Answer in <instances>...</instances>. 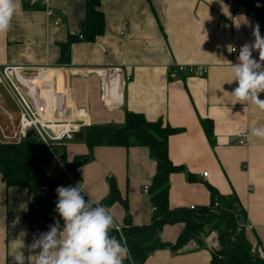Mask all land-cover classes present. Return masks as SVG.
<instances>
[{
	"label": "crops",
	"instance_id": "crops-1",
	"mask_svg": "<svg viewBox=\"0 0 264 264\" xmlns=\"http://www.w3.org/2000/svg\"><path fill=\"white\" fill-rule=\"evenodd\" d=\"M85 1L44 0L43 10L26 11L16 0L11 29L0 33V74L6 71L60 130L121 126L126 112L179 130L168 138L169 159L183 168L169 177V207H207L210 188L222 196L234 194L245 212L247 241L264 244V140L248 135L264 125V111L236 103L231 92L237 85L227 83L240 47L254 41V19L224 0H100L104 33L93 42L72 43L68 64L61 65L60 46L79 34ZM46 10L60 22L54 24ZM253 56L259 59L258 52ZM191 66L204 67L206 74L168 73L170 67ZM19 116L13 89L0 78V143L21 140ZM205 119L211 122V143L200 124ZM52 148L64 160L45 171L57 187L80 184L85 199L101 202L112 179L126 202L109 207L115 224L122 228L127 215L133 226L150 223L152 208L142 190L155 163L146 148L95 147L89 153L82 138L66 137ZM75 157L83 162L70 170L65 164ZM28 199L26 188H7L0 176V264H13L12 253L36 236L23 219ZM181 229V224L165 225L162 240L174 242ZM144 264H210V252L189 241L174 253L155 251Z\"/></svg>",
	"mask_w": 264,
	"mask_h": 264
},
{
	"label": "trees",
	"instance_id": "trees-1",
	"mask_svg": "<svg viewBox=\"0 0 264 264\" xmlns=\"http://www.w3.org/2000/svg\"><path fill=\"white\" fill-rule=\"evenodd\" d=\"M236 11H244L246 16L259 24L264 34V0H233ZM44 0H22L23 9L43 10ZM104 16L100 10V0L85 1V15L78 35L70 36L60 46V64L66 66L69 61V48L75 42H93L104 33ZM169 75L177 73L178 67H170ZM207 140L211 143L212 126L207 119L200 120ZM82 140L89 153L95 147H143L148 150L150 159L155 163V174L147 186L152 208L148 225L133 226L129 216L125 217V225L120 232L112 229L110 235L126 242L130 258L124 264H144L146 259L157 250L176 252L189 241H194L198 248H206L205 236L215 232L218 238V250L210 252V264H264L250 254L251 245L245 237V212L237 197L219 195L210 188V202L207 207L193 209L175 208L168 204L169 177L183 171L175 166L168 156V138L179 132L161 119L147 121L143 115L126 112L121 126H88L81 130ZM53 147V145H52ZM55 154V150H53ZM60 160L64 163L63 156ZM83 162V158L75 157L65 164L75 170ZM50 158L49 152L36 138L21 139L18 143H0V176L4 185L23 187L27 190L28 203L23 214L24 221L30 225L38 223L39 233L46 232L54 219H60L55 211L57 186L49 180L45 171L57 168ZM119 202L126 207L112 179L108 180V194L100 202L109 208ZM181 224L182 229L174 242H166L161 238L165 225ZM61 226L63 221L61 220Z\"/></svg>",
	"mask_w": 264,
	"mask_h": 264
},
{
	"label": "clouds",
	"instance_id": "clouds-1",
	"mask_svg": "<svg viewBox=\"0 0 264 264\" xmlns=\"http://www.w3.org/2000/svg\"><path fill=\"white\" fill-rule=\"evenodd\" d=\"M15 10L16 0H0V33L11 29ZM252 35L254 41L243 44L237 62L231 63L232 77L227 83L237 85L231 92L236 103L264 111V99L260 98L264 93V36L259 24ZM234 50L229 48L230 52ZM253 52L259 53L258 60ZM248 135L264 140V125L250 129ZM55 191L58 197L55 211L60 219H54L46 232L34 236L31 244L22 242L12 253L13 264H123L130 258L126 242L110 235L119 226L109 208L88 195L85 199L80 184L58 186Z\"/></svg>",
	"mask_w": 264,
	"mask_h": 264
},
{
	"label": "built area",
	"instance_id": "built-area-1",
	"mask_svg": "<svg viewBox=\"0 0 264 264\" xmlns=\"http://www.w3.org/2000/svg\"><path fill=\"white\" fill-rule=\"evenodd\" d=\"M228 2L234 9H236V3L233 0H224ZM46 15L50 18H53V12L50 10H46ZM54 24H58L60 22L59 17H54ZM179 71L185 72L188 76H203L206 74V69L201 66H191V67H178ZM0 78L7 80L8 84L13 89L17 104L20 109L19 123L17 127V136L19 139H25L27 130H32L35 134V138L46 147L49 152L50 158L57 165H60L61 160L56 157V155L52 151V145L55 142L61 141L65 137H68L69 126L65 127V129L60 130V125L55 122H48L43 118L42 113L36 110L30 102L22 95L19 89L14 86L9 80L6 71H3L0 74ZM75 127V126H74ZM59 128V130H58ZM240 144L244 145L243 136L241 135ZM207 173H203L202 177L206 178ZM143 193L147 194V187L143 188ZM190 209H193L191 207ZM38 223H32L26 226L35 234L39 233L37 228ZM113 230L120 232L121 228L117 230L115 227ZM217 234L215 232L208 233L204 238V243L206 248L209 251H214L218 247L217 243ZM250 254L253 256L264 259V244L255 243L250 247Z\"/></svg>",
	"mask_w": 264,
	"mask_h": 264
},
{
	"label": "water",
	"instance_id": "water-1",
	"mask_svg": "<svg viewBox=\"0 0 264 264\" xmlns=\"http://www.w3.org/2000/svg\"><path fill=\"white\" fill-rule=\"evenodd\" d=\"M27 138H35V134L31 129L27 130L26 132L25 139ZM81 138H82V134L80 132H70L67 137V139L69 140H80Z\"/></svg>",
	"mask_w": 264,
	"mask_h": 264
},
{
	"label": "rangeland",
	"instance_id": "rangeland-1",
	"mask_svg": "<svg viewBox=\"0 0 264 264\" xmlns=\"http://www.w3.org/2000/svg\"><path fill=\"white\" fill-rule=\"evenodd\" d=\"M213 232V231H212ZM211 233V232H210ZM218 239V238H217ZM217 243H218V240H217ZM218 245V244H217ZM219 248L217 247V249L216 250H218Z\"/></svg>",
	"mask_w": 264,
	"mask_h": 264
}]
</instances>
